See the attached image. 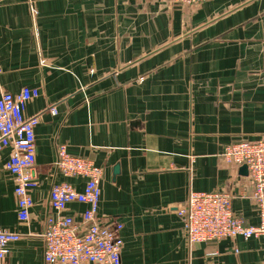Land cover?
Here are the masks:
<instances>
[{
    "label": "crops",
    "instance_id": "crops-1",
    "mask_svg": "<svg viewBox=\"0 0 264 264\" xmlns=\"http://www.w3.org/2000/svg\"><path fill=\"white\" fill-rule=\"evenodd\" d=\"M23 88L40 94L25 109L39 186L19 222L2 152L0 228L20 236L3 264H45L52 185L83 189L55 169L59 144L102 168L97 218L123 225L121 264H264V237L189 244L176 215L190 191H221L258 224L248 175L217 156L264 138V0H0V93Z\"/></svg>",
    "mask_w": 264,
    "mask_h": 264
},
{
    "label": "built area",
    "instance_id": "built-area-1",
    "mask_svg": "<svg viewBox=\"0 0 264 264\" xmlns=\"http://www.w3.org/2000/svg\"><path fill=\"white\" fill-rule=\"evenodd\" d=\"M207 1L210 0H173V3L186 7ZM39 95L37 89L29 88L17 93H0V156L4 150L8 151L4 167L13 177L16 215L23 223L29 220L33 206L30 193L39 186L35 145L39 118L27 117L25 109ZM49 113L55 115V108H49ZM217 158L224 165L246 166L258 224L246 225L234 214L232 196L228 193L190 191L185 203L176 211L187 242L199 244L264 237V138L233 142L225 146ZM54 167L64 177H79L85 182L81 191L66 182L53 184L50 189L48 199L54 215L47 217L41 235L45 264H121L123 225L119 222L102 225L97 218L102 168L88 159L72 156L65 144L56 148ZM73 203L86 206L79 221L67 214L68 206ZM19 238V234L0 228V264L4 262L8 246Z\"/></svg>",
    "mask_w": 264,
    "mask_h": 264
},
{
    "label": "water",
    "instance_id": "water-1",
    "mask_svg": "<svg viewBox=\"0 0 264 264\" xmlns=\"http://www.w3.org/2000/svg\"><path fill=\"white\" fill-rule=\"evenodd\" d=\"M240 174L242 175V176H246L247 175V168H246V166H242V167H240Z\"/></svg>",
    "mask_w": 264,
    "mask_h": 264
}]
</instances>
